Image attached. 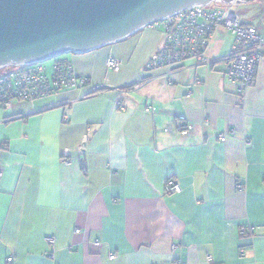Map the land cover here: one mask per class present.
Segmentation results:
<instances>
[{
  "label": "crops",
  "instance_id": "1",
  "mask_svg": "<svg viewBox=\"0 0 264 264\" xmlns=\"http://www.w3.org/2000/svg\"><path fill=\"white\" fill-rule=\"evenodd\" d=\"M233 45L220 28L213 68L147 70L163 35L146 27L66 54L83 88L0 110V264H264V53L240 94Z\"/></svg>",
  "mask_w": 264,
  "mask_h": 264
},
{
  "label": "built area",
  "instance_id": "2",
  "mask_svg": "<svg viewBox=\"0 0 264 264\" xmlns=\"http://www.w3.org/2000/svg\"><path fill=\"white\" fill-rule=\"evenodd\" d=\"M237 3L236 0H211L205 5H194L149 25L147 28L162 33L163 47L151 55L146 69L182 67L187 60L213 68L217 61L209 59L207 52L216 31L223 28L234 38L231 53L221 59L223 74L240 94L253 88L255 68L264 53V37L258 34L254 26L243 25L239 15L233 11ZM48 62H51L50 66H47ZM105 64L107 69L115 72L121 67V61L115 57H108ZM88 82L87 77L75 73L69 60L61 57L35 64L5 66L0 68V110L10 111L15 102H34L61 90H78ZM173 127L180 134L192 129L183 117L175 118ZM218 139L224 141L225 135L220 133ZM65 164H70V161L67 160ZM237 190L241 191L240 185H237ZM165 192L178 194L181 187L175 180L168 179ZM249 231L251 229L247 227L239 229L242 236ZM46 241L53 245L55 239L47 237ZM243 254L244 251H241ZM113 256L111 254L110 258ZM8 262H11L10 259Z\"/></svg>",
  "mask_w": 264,
  "mask_h": 264
},
{
  "label": "water",
  "instance_id": "3",
  "mask_svg": "<svg viewBox=\"0 0 264 264\" xmlns=\"http://www.w3.org/2000/svg\"><path fill=\"white\" fill-rule=\"evenodd\" d=\"M210 1L0 0V68L84 54Z\"/></svg>",
  "mask_w": 264,
  "mask_h": 264
},
{
  "label": "rangeland",
  "instance_id": "4",
  "mask_svg": "<svg viewBox=\"0 0 264 264\" xmlns=\"http://www.w3.org/2000/svg\"><path fill=\"white\" fill-rule=\"evenodd\" d=\"M264 5V0H247V1H242L237 3L235 6H233V11L236 12L240 19L243 20H248V21H255L259 22L261 18V12L258 9L259 5ZM264 19V18H263ZM264 22V20H263ZM160 32V30H157ZM66 56L62 55L60 56L61 58H64ZM66 59V58H64ZM47 66H50L51 62L47 63ZM3 111V110H1ZM8 112V111H6Z\"/></svg>",
  "mask_w": 264,
  "mask_h": 264
},
{
  "label": "trees",
  "instance_id": "5",
  "mask_svg": "<svg viewBox=\"0 0 264 264\" xmlns=\"http://www.w3.org/2000/svg\"><path fill=\"white\" fill-rule=\"evenodd\" d=\"M258 9L260 10L261 12V18H260V21L259 22H255V21H248V20H243L242 23L243 25L245 26H254L258 32V28L262 27L264 29V22H263V18H264V5H259ZM259 35H261L259 32H258ZM262 36V35H261Z\"/></svg>",
  "mask_w": 264,
  "mask_h": 264
}]
</instances>
